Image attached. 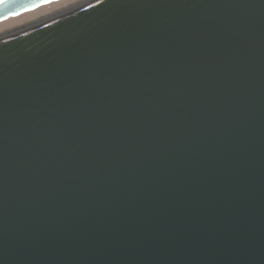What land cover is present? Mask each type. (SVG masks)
<instances>
[{"label": "water", "instance_id": "95a60500", "mask_svg": "<svg viewBox=\"0 0 264 264\" xmlns=\"http://www.w3.org/2000/svg\"><path fill=\"white\" fill-rule=\"evenodd\" d=\"M0 264H264V0H95L0 39Z\"/></svg>", "mask_w": 264, "mask_h": 264}, {"label": "rangeland", "instance_id": "374dc122", "mask_svg": "<svg viewBox=\"0 0 264 264\" xmlns=\"http://www.w3.org/2000/svg\"><path fill=\"white\" fill-rule=\"evenodd\" d=\"M79 1L81 0H60V1L47 4L45 6H42L41 8L37 10L24 13L18 17L10 18L0 23V33L5 32L9 29L19 27L31 21H35L36 19L49 15L50 13L56 10H61V9L64 10L67 7H69L70 4H74Z\"/></svg>", "mask_w": 264, "mask_h": 264}, {"label": "bare ground", "instance_id": "6f19581e", "mask_svg": "<svg viewBox=\"0 0 264 264\" xmlns=\"http://www.w3.org/2000/svg\"><path fill=\"white\" fill-rule=\"evenodd\" d=\"M95 0H81L77 3H74V4H70L69 7H67L66 9H61V10H56L52 13H50L49 15H46V16H43L39 19H36L35 21H31L29 23H26L24 25H21L19 27H16V28H13V29H9L5 32H2L0 33V39L2 38H7L8 36H11L13 34H17L19 32H23L24 30H28V29H31V28H34L35 26L37 25H40L42 23H45L47 21H50V20H53V19H56L57 17L59 16H63L71 11H74L76 10L77 8H80L81 6H84L90 2H93ZM41 8V7H40Z\"/></svg>", "mask_w": 264, "mask_h": 264}, {"label": "snow or ice", "instance_id": "6c2138e0", "mask_svg": "<svg viewBox=\"0 0 264 264\" xmlns=\"http://www.w3.org/2000/svg\"><path fill=\"white\" fill-rule=\"evenodd\" d=\"M8 0H0V5H7ZM43 3L50 2V0H41ZM102 2V0H98V3Z\"/></svg>", "mask_w": 264, "mask_h": 264}, {"label": "flooded vegetation", "instance_id": "af4514ba", "mask_svg": "<svg viewBox=\"0 0 264 264\" xmlns=\"http://www.w3.org/2000/svg\"><path fill=\"white\" fill-rule=\"evenodd\" d=\"M45 6V5H44ZM42 7V6H41ZM40 8V7H39ZM39 8H37V9H39ZM37 9H35V10H37ZM32 11H34V10H32ZM27 13V12H26ZM24 14V13H23ZM22 15V14H21ZM20 16V15H19ZM18 17V16H17ZM12 18H14V17H12ZM10 19V18H9ZM8 20V19H7ZM6 21V20H5ZM4 22V21H3ZM0 23H2V22H0Z\"/></svg>", "mask_w": 264, "mask_h": 264}]
</instances>
